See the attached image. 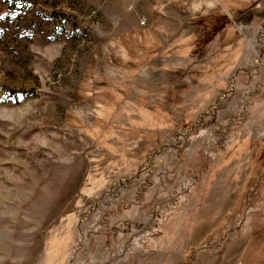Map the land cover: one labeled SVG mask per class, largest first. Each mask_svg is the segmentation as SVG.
Returning <instances> with one entry per match:
<instances>
[{
	"label": "rangeland",
	"instance_id": "374dc122",
	"mask_svg": "<svg viewBox=\"0 0 264 264\" xmlns=\"http://www.w3.org/2000/svg\"><path fill=\"white\" fill-rule=\"evenodd\" d=\"M182 1L0 0V264H264V0Z\"/></svg>",
	"mask_w": 264,
	"mask_h": 264
},
{
	"label": "trees",
	"instance_id": "16d2710c",
	"mask_svg": "<svg viewBox=\"0 0 264 264\" xmlns=\"http://www.w3.org/2000/svg\"><path fill=\"white\" fill-rule=\"evenodd\" d=\"M220 21H221V25L220 26H217V27L214 26V24H216V22L217 23L219 22V20H216V22L213 23V25H212L213 27L212 26H206V27H208L206 29H209V30L214 29L212 31L219 32V31L225 29L229 25V21L225 17H222ZM193 28L196 29V27H193Z\"/></svg>",
	"mask_w": 264,
	"mask_h": 264
},
{
	"label": "crops",
	"instance_id": "0c3cea01",
	"mask_svg": "<svg viewBox=\"0 0 264 264\" xmlns=\"http://www.w3.org/2000/svg\"><path fill=\"white\" fill-rule=\"evenodd\" d=\"M175 1L178 2V1H182V0H175ZM182 2H183V1H182ZM171 3H173V5H169V4H168V6H166V7H167V8H172V7L176 8V7H178L176 2H172V1H171Z\"/></svg>",
	"mask_w": 264,
	"mask_h": 264
},
{
	"label": "built area",
	"instance_id": "2783aa9c",
	"mask_svg": "<svg viewBox=\"0 0 264 264\" xmlns=\"http://www.w3.org/2000/svg\"><path fill=\"white\" fill-rule=\"evenodd\" d=\"M142 22L145 23L146 22V18H143V21Z\"/></svg>",
	"mask_w": 264,
	"mask_h": 264
}]
</instances>
